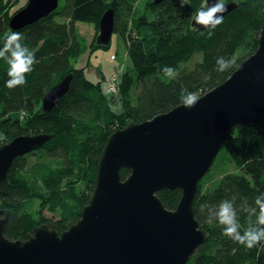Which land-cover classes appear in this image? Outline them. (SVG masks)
<instances>
[{
	"label": "trees",
	"instance_id": "1",
	"mask_svg": "<svg viewBox=\"0 0 264 264\" xmlns=\"http://www.w3.org/2000/svg\"><path fill=\"white\" fill-rule=\"evenodd\" d=\"M140 1L65 0L55 13L20 30L22 43L35 51L38 61L26 76L25 86L14 89L6 86L8 65L0 60V133L5 143L24 135L53 136L39 149L44 152L43 159L32 166L27 155L15 160L6 194L0 190L1 208L12 212L8 239L26 240L44 223L37 216L36 201L42 202L43 208L59 213L60 224L56 227L59 233L68 230L89 204L97 165L113 133L182 105L184 88L204 96L228 80L258 48L264 25V0H224L237 3L238 7L211 36L207 29L199 30L192 25L195 13L205 7L206 0H185V3L181 0L179 6L171 1L156 4L154 0H145L147 11L141 15L137 9ZM15 2L0 0V47L14 31L9 26L10 20L24 8L10 15ZM110 8L115 13L114 33L125 44L134 70L133 74L125 71L121 76L117 101L108 82L104 79L94 82L85 69L76 67L87 49L77 24L90 23L99 29L101 18ZM101 47L104 46L95 42L91 48ZM195 56H201V60L193 67L185 66ZM218 57L234 58L235 64L219 72ZM163 66L175 68L178 76L166 77L161 71ZM71 74L69 91L54 109L43 112L44 97ZM137 88L139 92L133 98L132 91ZM3 144L0 142V146ZM222 150H226L238 172L226 175L206 192L200 182L195 215L209 240L188 264H264V250L249 249L224 236L223 226L216 221L208 223L206 211L201 210L203 205L216 207L225 199L233 200L241 230L247 226L248 214L240 210L243 199L247 198L249 205L255 207V198L264 195V119L253 127H238ZM52 159L61 162L54 166ZM129 175L128 170L122 171L124 180ZM157 195L168 210H176L182 191L163 190ZM252 219L255 221L256 216Z\"/></svg>",
	"mask_w": 264,
	"mask_h": 264
},
{
	"label": "water",
	"instance_id": "2",
	"mask_svg": "<svg viewBox=\"0 0 264 264\" xmlns=\"http://www.w3.org/2000/svg\"><path fill=\"white\" fill-rule=\"evenodd\" d=\"M181 0H154L160 4ZM215 0H206L213 4ZM224 18L238 7L225 3ZM60 0H29L9 22L20 31L55 13ZM199 30H205L195 24ZM98 46L111 44L114 9L99 22ZM73 74L43 99L45 113L69 91ZM264 119V25L258 48L223 84L200 97L195 108L180 105L168 113L113 133L97 165L95 188L78 222L59 233L36 227L26 240L6 234L12 212L0 206V264H188L209 236L196 219L200 182L209 173L235 130ZM52 135H24L0 146V190L6 194L17 158L44 147ZM128 170L127 179L122 171ZM181 190L176 210L158 197Z\"/></svg>",
	"mask_w": 264,
	"mask_h": 264
},
{
	"label": "clouds",
	"instance_id": "3",
	"mask_svg": "<svg viewBox=\"0 0 264 264\" xmlns=\"http://www.w3.org/2000/svg\"><path fill=\"white\" fill-rule=\"evenodd\" d=\"M226 11L224 0H215L213 4H207L206 7H202L195 13V24L203 26L211 36L212 31L223 23V13ZM23 39L21 32L13 31L6 36L3 47H0V60H4L8 65L9 79L6 81V86L9 89L25 86L26 76L33 71L34 65L38 63L35 51L25 46L22 43ZM234 64V58L218 57L216 70L224 72ZM161 71L170 79H175L178 76L176 69L171 66H163ZM180 99L183 107L191 110L199 103L200 97L196 92H190L184 88ZM254 204L255 207L249 205L247 198L243 199L240 210L248 214L247 226L243 230H241L237 207L233 200L225 199L216 207L203 205L201 210L206 211L208 223L216 221L223 226L224 236L249 249L258 247L264 250V195L256 197ZM254 215L256 216L255 221L252 219Z\"/></svg>",
	"mask_w": 264,
	"mask_h": 264
},
{
	"label": "rangeland",
	"instance_id": "4",
	"mask_svg": "<svg viewBox=\"0 0 264 264\" xmlns=\"http://www.w3.org/2000/svg\"><path fill=\"white\" fill-rule=\"evenodd\" d=\"M65 0L60 1V6L63 7ZM28 3V0H16L15 3H13V7L9 10L10 15H13L16 11L26 6ZM183 3H185V0H183ZM146 1L141 0L137 3V9L140 11L139 14L146 12L145 5ZM206 7V4H205ZM145 8V9H144ZM60 9V7H59ZM58 9V10H59ZM77 29L81 33V36L84 39L85 45L87 47L86 52L80 57L78 62L76 63V67L78 69H84L87 67V63L89 64L88 69L89 72H99L100 67L105 63V61L111 62L117 60V63L120 64V68H116L113 73L106 78H103L105 82H108L114 76L119 78V83L121 82V76L125 71H129L130 73H134V70L131 69L132 65L130 62V59L127 55V48L123 41L119 38V35L117 33L113 34L111 44L107 47H101V48H91L95 41L96 35L99 33V29H96V26L94 24L90 23H81L79 22L77 24ZM142 31H146L145 28H142ZM152 42L154 43L155 38L153 36L150 37ZM117 55V59H115V56ZM201 60V56H195L191 63L186 64L185 66L193 67L196 62ZM86 70V69H85ZM88 78H91V75L89 73H86ZM94 80V79H93ZM102 80V78H101ZM137 92H139L138 88L134 89L132 91L133 98L136 96ZM119 94V92H118ZM118 94L116 95V101L118 100ZM116 104V103H114ZM117 110V108H114ZM16 116V115H13ZM12 116V117H13ZM0 142L5 144V141L3 140V137L0 133ZM44 152H41L40 150H37L34 153H31L27 155V162L32 166L35 164L38 160L43 159ZM48 161L47 159H45ZM49 162V161H48ZM61 162L59 159H52L51 163L56 166ZM235 166L231 164L230 159L227 155L226 150H222L220 154L218 155L217 159L215 160V163L209 173L203 178L202 183L204 184V191H209L214 186H216L222 178H224L226 175L237 173ZM37 216L44 221L42 225H50L54 228L60 224V217L59 213L52 211L50 208L42 207V202L36 201L35 205ZM40 225V226H42ZM39 226V227H40Z\"/></svg>",
	"mask_w": 264,
	"mask_h": 264
},
{
	"label": "crops",
	"instance_id": "5",
	"mask_svg": "<svg viewBox=\"0 0 264 264\" xmlns=\"http://www.w3.org/2000/svg\"><path fill=\"white\" fill-rule=\"evenodd\" d=\"M115 59H117V55L115 56ZM88 65L89 64L87 63V67H85L84 69H86V73H89L91 75L90 80L94 82L100 81L101 78L103 79L109 77L116 68H120V64L117 63V60L111 62L105 61V63L100 67V70L99 72L97 71V73L92 71L89 72Z\"/></svg>",
	"mask_w": 264,
	"mask_h": 264
},
{
	"label": "built area",
	"instance_id": "6",
	"mask_svg": "<svg viewBox=\"0 0 264 264\" xmlns=\"http://www.w3.org/2000/svg\"><path fill=\"white\" fill-rule=\"evenodd\" d=\"M108 84H109L108 87L110 93H112L113 95H117L118 94L117 85L119 84V78L114 76V78L108 81Z\"/></svg>",
	"mask_w": 264,
	"mask_h": 264
}]
</instances>
